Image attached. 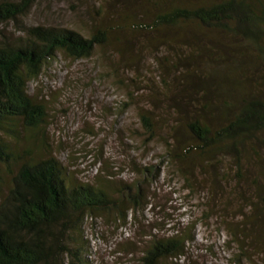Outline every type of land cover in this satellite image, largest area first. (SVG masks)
Listing matches in <instances>:
<instances>
[{
    "label": "trees",
    "instance_id": "trees-1",
    "mask_svg": "<svg viewBox=\"0 0 264 264\" xmlns=\"http://www.w3.org/2000/svg\"><path fill=\"white\" fill-rule=\"evenodd\" d=\"M35 2L0 0V264H89L91 249L82 234L85 218L113 211L107 219L126 222L130 210L146 197L147 182L151 184L147 177L119 187L106 179L101 185L74 182L51 154L44 103L27 90L60 53L70 59L89 57L97 47L120 40L124 31L148 35L143 43L152 46L151 52L166 49V55L155 58L159 85L147 72L139 73L147 74L145 83L131 79L134 89L144 92L145 106L138 112L144 134L164 142L168 159L180 164L193 157L211 171L212 184L217 187L218 181L227 192L225 213L231 205L236 208L219 219L239 246L238 255L264 264V99L249 97L241 105L223 101L220 106L207 99L208 89L187 86L183 100L177 90L178 77L197 74L203 64L200 60L210 49L205 34L241 32L252 43L261 39V17L253 0H98L106 15L94 6V23L84 34L24 23L21 18ZM10 23L14 33L7 31ZM145 44L141 52L147 50ZM182 48L191 56L180 55ZM130 50L122 46L115 51L123 57ZM224 160L230 170H223ZM152 169L137 170L149 176ZM208 194L216 203L215 188ZM194 226L140 237L133 242L137 256L132 264H166L184 255L194 241Z\"/></svg>",
    "mask_w": 264,
    "mask_h": 264
},
{
    "label": "rangeland",
    "instance_id": "rangeland-1",
    "mask_svg": "<svg viewBox=\"0 0 264 264\" xmlns=\"http://www.w3.org/2000/svg\"><path fill=\"white\" fill-rule=\"evenodd\" d=\"M253 3L256 14L263 19L258 21L261 39L252 43L241 32L205 34L203 38L210 49L205 50L197 74L178 77L181 100L185 97L183 92L189 90L187 86L208 89L207 99L220 106L223 101L241 105L249 97L264 99V0ZM94 6L102 10L100 15H106L98 0H36L21 20L68 27L84 34L94 23ZM7 31H16L13 23ZM118 35L120 40L97 47L86 58L70 59L60 53L42 67L27 87L45 105L51 154L74 182L101 185L106 179L119 187L121 182L151 179L148 189L144 185L146 197L139 208L130 210L126 222L107 219L115 215L113 211L85 218L82 234L91 249L89 264H132L133 256H137L133 254V242L139 243L140 237H148L151 232L170 235L191 223L195 224L194 241L184 255L171 258L166 264H252L246 255H238L239 246L232 242L219 219L222 214L230 217L236 208L231 205L225 213L229 198L218 181L215 180L218 188L212 184L211 171L202 169L193 157L180 164L168 159L164 142L143 132L138 112L145 106L141 98L144 92H137L131 79L145 83L147 74L139 73L147 72L159 85L155 58L166 55V49L151 52L152 46L143 43L148 35L140 32L124 31ZM144 44L147 50L141 52ZM122 46L131 49L123 57L115 51ZM177 51L191 56L185 48ZM133 52L138 56L134 57ZM131 92L135 99L130 100ZM165 132L161 130L162 134ZM223 163V170H230L225 160ZM145 166H153L149 176H142L137 170ZM213 188L214 204L210 201L213 196L208 194Z\"/></svg>",
    "mask_w": 264,
    "mask_h": 264
}]
</instances>
